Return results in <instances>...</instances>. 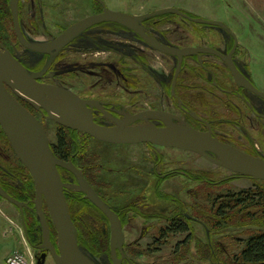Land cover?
Masks as SVG:
<instances>
[{
	"label": "flooded vegetation",
	"instance_id": "obj_1",
	"mask_svg": "<svg viewBox=\"0 0 264 264\" xmlns=\"http://www.w3.org/2000/svg\"><path fill=\"white\" fill-rule=\"evenodd\" d=\"M2 1H4L5 11L0 13V52H3V49L7 50L28 72L32 74L41 73L48 64L50 56L30 52L23 48L14 29L10 11V0ZM33 2L35 1L33 0ZM22 8L23 0H19L18 19L20 34L29 42L34 43L28 37L29 35L25 30ZM159 23L160 21L156 19L144 21L143 26L149 36L155 38L161 44L171 47H206L215 50L227 61L232 62L238 72L258 92L264 94V91L255 83L247 48L242 46L238 37L236 38V35L230 29L228 30L232 34L221 28L212 27L215 30L214 32L219 35L216 38L217 44L202 43L199 46L181 45L170 42L160 32L162 39L156 37L151 30L155 31ZM112 25H116V23L103 22L84 31L82 35L59 52L46 71L36 78V82L41 85L68 90L80 99L87 101V108L91 112L93 121L102 127L114 128L117 126V121L135 118L136 120L130 126H155L161 128L164 127V122H168L170 119L176 125H189L199 132H209L212 137L222 143L228 144L248 155L264 159L263 155H259L257 142L255 141L257 140L258 144L261 145V140H264V99L258 93L246 87L238 86L226 61L214 54L202 53L187 55L179 61L176 56H167L156 52L144 43L139 36L127 28L125 30L117 27L111 29ZM97 30H104L114 34L132 33L136 41L165 59L160 64L165 65L167 63L169 66L173 64V68L164 69L161 65L160 71H156L155 67L153 68L148 64V54L142 50L130 57L119 54V66L121 68L111 69L110 63L104 60H96V57L99 55H114L112 48L100 45L96 37L88 34L91 31ZM83 40H88L93 45V48L97 49V52L90 53L93 59L87 56L89 54L83 53V59L79 60L77 64L59 69L57 66L65 59V52L71 53L77 49L76 45ZM20 49L23 52L26 51L37 56L36 58H32L35 59L33 64H28L24 59L25 57L23 58L17 53ZM129 58L134 64L133 67L126 65ZM151 62L154 61L151 60ZM65 80L69 83L68 85L62 83ZM80 82L83 86H80ZM6 89L21 107L34 117L42 127L48 139L49 147L53 155L58 159H60L57 156L60 135L62 133L67 135L71 144L70 151L66 152L69 157L66 160H60L72 163L79 170L94 193L118 217L124 238L127 232L132 229L130 227L131 223L140 220L144 224H140L137 230L136 228L133 229L134 236H153V243H156L155 245H167L170 239L160 240L159 237L161 236L172 238L186 236L184 241L176 244L175 252L178 246L185 242L187 238L198 237L194 225L200 226L209 236L212 234L211 231H217V229L213 230V227L210 226V228L204 222L202 218L203 203L212 204L211 211L217 214L219 204L223 200H229L230 195H233L229 190V184L237 179L253 181L248 177L232 173L218 165L216 166L224 169L231 176L214 179L215 175L211 172L191 170L183 167L165 170L167 163L165 154L168 151H164L163 148L179 151H170L173 154H192L199 156L211 164L213 163L198 154L177 148L146 143L112 144L99 141L83 132L57 124L39 105H32L25 99L20 98L9 86H6ZM85 90L87 92H84ZM0 132L4 147L7 145L9 151L13 153L1 129ZM50 134H53L55 137L53 142L50 141ZM93 145L96 146L97 151L92 150ZM139 145L144 146L148 152L144 158V162L147 165L142 164L141 167L134 165L133 155L134 146ZM104 148L115 150L114 159L106 160L107 153L104 151ZM117 148L130 149L129 151H121ZM117 150L118 152L120 151L118 154ZM208 155L216 158L213 154L208 153ZM20 165L25 174L27 173L25 183L32 182L33 184L32 178L26 169L21 163ZM58 171L59 173L60 171L64 173L63 176L60 173L61 180L65 177V173L71 176L65 185L78 186L75 175L61 168ZM12 177L11 179H13ZM140 177L144 178L145 182L141 187H138L136 179ZM17 178L12 180V184L14 187L19 188L24 181L22 178L20 179V176ZM174 178H184L188 183L195 185L192 193L199 200L193 202L190 214L188 212L190 209L184 201L163 190L165 184ZM220 189H226L227 191L218 194ZM64 193L81 195L86 201L87 207L83 210L81 209V211H77L78 218L85 216L90 221L85 226L90 227L99 234L110 237L111 225L108 218L85 197L84 193L69 188ZM219 196L222 197L219 198ZM34 200L35 192L33 200L23 203L25 205L23 211L32 210L31 205H34ZM44 211L47 214L45 206ZM46 219L49 225L51 223L49 217H46ZM50 241L57 247L56 240L53 241L50 237ZM189 243H191V239ZM40 244L41 241L34 245L33 248ZM190 246L191 244L189 245V249ZM122 250L125 258L121 264H134V249L130 250L124 242ZM130 251L133 254H130ZM154 251L158 252L159 250L156 248ZM41 252L49 254L43 250ZM117 257L120 258L119 252H117Z\"/></svg>",
	"mask_w": 264,
	"mask_h": 264
},
{
	"label": "water",
	"instance_id": "obj_2",
	"mask_svg": "<svg viewBox=\"0 0 264 264\" xmlns=\"http://www.w3.org/2000/svg\"><path fill=\"white\" fill-rule=\"evenodd\" d=\"M101 7V12L70 25L59 36L49 42L41 44L31 43L20 34L18 19L19 0H10V11L16 35L26 50L50 56L48 64L39 74L28 72L7 50L0 52V129L8 140L10 147L18 161L26 169L34 184L35 209L41 230V244L35 248L49 253L54 264H97L92 257L84 253L78 246L77 228L71 218L64 191L68 189L60 177L59 168L75 175L78 190L85 194L100 211H102L111 225L109 237L110 259L112 264H121L125 258L123 245L124 235L118 217L94 193L84 180L79 170L72 164L64 162L53 155L46 134L42 127L7 91L9 86L16 95L32 105H39L57 124L76 131L83 132L99 141L112 144H140L146 143L162 147L177 148L198 154L215 165L228 171L248 177L254 181L264 182V159L248 155L228 144L218 141L209 132H199L189 125H176L172 121L164 122V127L130 126L135 118L117 121L114 128H106L93 121L88 102L80 99L74 93L36 82L46 71L49 64L59 52L87 29L103 22L119 24L153 48L156 52L176 56L179 61L191 54H214L226 61V64L238 86L246 87L258 93L263 99L264 94L258 92L220 53L210 48H176L161 44L149 36L143 26L145 20L162 16L176 15L197 25L221 28L232 34L221 22L194 18L187 13L167 8L141 16H132L109 11L102 0H94ZM47 97V98H46ZM57 99L66 104V108L51 102ZM165 116V115H163ZM138 119V118H137ZM208 153L213 154L212 158ZM0 198L16 207L22 218V225L26 234L23 218L24 204L12 198L0 186ZM46 212L53 229L56 232L55 247L50 241V230L46 219ZM117 252L120 258L117 257Z\"/></svg>",
	"mask_w": 264,
	"mask_h": 264
},
{
	"label": "rangeland",
	"instance_id": "obj_3",
	"mask_svg": "<svg viewBox=\"0 0 264 264\" xmlns=\"http://www.w3.org/2000/svg\"><path fill=\"white\" fill-rule=\"evenodd\" d=\"M23 0L22 17L25 25V30L28 37L34 43H41L51 40L60 35L70 25L92 16L100 12V7L94 0ZM106 8L111 12H119L132 16H141L156 11H161L167 8L179 9L191 17L204 19L208 21H217L223 23L234 34L241 35L249 38V42L254 43V38L261 36L264 41V25L260 29V24L256 21L258 18L255 12H248L245 9V16L240 12L237 7H234L230 0H102ZM257 12V11H256ZM249 16V17H248ZM155 20V19H154ZM156 20L160 21L158 28L151 32L156 37L161 38L163 33L170 42H175L181 45H195L199 46L202 43L205 44H217V36L210 26L197 25L190 21H187L176 15H166L159 17ZM160 32V33H159ZM90 36L96 37L100 45H105L107 48L113 49L114 55H99L95 59L97 61L104 60L110 63L111 69L121 68L119 66V54L125 56H134L136 52L142 50L148 54V64L151 67H155L156 71H160L161 65L164 69L173 68V64H160L161 61H165L163 57H160L146 48L144 45L134 39L132 33L114 34L104 30L91 31L88 33ZM237 38V36H236ZM77 49L71 53L65 52L66 56L63 62L57 66L59 69L70 67L77 64L79 60H82L83 53L97 52V49L93 48V45L88 40L80 41L76 45ZM178 47V46H177ZM84 50H83V49ZM142 48V49H141ZM21 57H25V61L28 64H33L35 59L32 53L26 52L22 49L17 51ZM93 53V54H94ZM252 59L255 61L251 63V71L255 79L256 85L264 91V50L258 48L257 45L252 46L251 50ZM91 57V56H90ZM152 57V59H151ZM92 58V57H91ZM104 58V59H101ZM93 59V58H92ZM154 61V62H151ZM126 65L133 67L134 64L127 60ZM90 66V65H89ZM91 68V66H90ZM80 81V80H79ZM69 84L66 82H62ZM74 86V85H73ZM72 86V87H73ZM80 86H83L80 82ZM84 92H87L85 90ZM256 135V134H254ZM50 141L53 142L55 137L53 134L49 136ZM257 142V148L259 155L264 156V140H261V145ZM4 142L0 137V172H4L7 176L11 175L16 179L20 176V179L25 182L27 173L21 169L20 162L9 151V148L4 147ZM7 150H6V149ZM105 149V148H104ZM118 150L129 151L130 148H117ZM92 150L97 151L96 146L93 145ZM117 154L120 152H118ZM166 152V167L165 170L176 169L178 167L188 168L191 170H203L211 172L215 175L214 179L227 178L231 174L222 168L217 167L199 156L192 154H173L170 151H176L173 149L163 148ZM107 153L106 160L114 159L115 150L105 149ZM125 153V152H123ZM122 153V154H123ZM147 150L144 146H134V165L142 164L147 165L144 162V158L147 156ZM126 155V153L124 154ZM24 176V177H23ZM26 177V178H25ZM25 178V179H23ZM18 179V178H17ZM19 179V180H20ZM138 187L144 184V178L136 179ZM17 183V182H16ZM184 185V186H183ZM69 189L78 190L75 185H67ZM194 184L188 183L184 178H174L170 180L163 190L173 196L184 201L190 214L191 207L195 200L199 198L193 194ZM257 187L264 189V183L260 181H249L246 179H237L229 184V190L232 194H236L243 190H255ZM226 189H220L218 194L225 193ZM203 196V195H202ZM200 202V201H199ZM212 204L203 203L202 206L207 209H211ZM34 211L35 204H34ZM256 212V211H255ZM38 220V215L36 212ZM77 219V224L83 226L90 221L85 216H80ZM205 222V221H204ZM142 221L131 223V231L127 232L125 236V245L129 249H134V264H170L169 260L171 254H173L176 244L185 240L186 236H177L171 238L167 245L158 246L153 243V236H134V230L138 228ZM135 224V226H134ZM144 224V223H143ZM129 227V228H130ZM196 234L198 237L191 238V246L187 258L179 264H225V262L232 261L233 256L240 252L243 248L244 242L247 240L248 233L251 231L259 230L260 227L248 224L244 227H225L217 231H211L209 236L206 231L201 229L200 226L194 225ZM51 237V233H50ZM56 239V237H55ZM200 240L203 244H208L209 253L208 260H202L196 250L195 240ZM41 241V240H40ZM158 248V252H154L151 256H140L138 252L145 254V252H153ZM83 250V249H82ZM15 251L25 253L27 256H32L33 264H54L49 254L41 252L31 247L25 237L22 225V218L18 212V209L8 202L0 199V264H5V257L12 254ZM84 253L92 257L97 264H111L109 254L101 257H95L89 252L83 250ZM131 258V257H130Z\"/></svg>",
	"mask_w": 264,
	"mask_h": 264
},
{
	"label": "trees",
	"instance_id": "obj_4",
	"mask_svg": "<svg viewBox=\"0 0 264 264\" xmlns=\"http://www.w3.org/2000/svg\"><path fill=\"white\" fill-rule=\"evenodd\" d=\"M3 11H5L4 1L0 0V13ZM164 16L166 15L150 18L147 20L152 21ZM116 27L124 30L126 29L118 24L112 25V27L110 28L115 29ZM58 148L59 149L57 156L62 160H66L69 157L67 156L66 152L70 151L71 149V144L66 134L62 133L60 135ZM60 173L63 176L64 173H62V171H60ZM11 177V175L7 176L4 172H0V186L6 191V193L22 203L33 200L34 188L32 182H23L21 187L16 188L12 184V180H14V177H12L13 179H11ZM69 177L71 176L65 173V177L62 178L64 184L67 183ZM221 197L222 196H219V198ZM65 198L68 204L71 218L77 228L78 246L81 249L94 255L95 257H101L103 255L109 254V236L99 234L98 232L88 226H85L84 224L83 226L77 224L76 218L79 216L77 214V211H81V209L83 210L87 207L86 201L81 197V195L75 193L65 194ZM31 207L32 210L23 211V218L26 226V237L28 243L31 247H33L41 240V230L39 220H37L36 217V210L34 211L33 209L34 205H31ZM46 217L48 218L47 214ZM202 218L209 227H213V230H220L225 227H244L248 224H253V226L260 227L259 230L251 231L248 233L249 235L247 237V240L244 242L243 248L239 253L233 256L232 261L225 262V264H264L263 188L257 187L255 190L248 189L230 195L229 200H223V202L219 204L217 214L211 211V209H207L206 207H204ZM49 229L51 233V239L55 241L56 232L53 229L51 223L49 224ZM171 238L172 237L169 236L159 237L160 240ZM190 239L191 238H187V240L179 245L177 250L173 254H171V258L169 260L170 264H179L187 258L190 250ZM195 244L197 246L196 250L199 254V257H201L202 260H208L209 253L207 255L204 254L208 252V244H203L198 239L195 240ZM154 252L155 251H146L145 254H142L141 252H138V254L140 256H151V254H153ZM129 253L133 254L132 251H130Z\"/></svg>",
	"mask_w": 264,
	"mask_h": 264
},
{
	"label": "crops",
	"instance_id": "obj_5",
	"mask_svg": "<svg viewBox=\"0 0 264 264\" xmlns=\"http://www.w3.org/2000/svg\"><path fill=\"white\" fill-rule=\"evenodd\" d=\"M230 2L233 3L234 7H237L240 10V12L242 14H244V15L246 14L245 13V9H247L248 12L257 13L256 16H257L258 19L256 21L260 24V26H259L260 29H261V27H263V25H264V0H230ZM235 35L240 40V43L242 44V46L247 48V52H248V55H249L250 63H254L255 64V61L252 59L251 50H252L253 44L257 45L258 48L262 47L263 50H264V41H262L261 36L255 37L254 38V43H251V42L247 41V40H249V38L241 36V35H237V34H235ZM4 261H5V259H4Z\"/></svg>",
	"mask_w": 264,
	"mask_h": 264
},
{
	"label": "built area",
	"instance_id": "obj_6",
	"mask_svg": "<svg viewBox=\"0 0 264 264\" xmlns=\"http://www.w3.org/2000/svg\"><path fill=\"white\" fill-rule=\"evenodd\" d=\"M32 256H27L25 253L15 251L8 255L5 259V264H33Z\"/></svg>",
	"mask_w": 264,
	"mask_h": 264
},
{
	"label": "bare ground",
	"instance_id": "obj_7",
	"mask_svg": "<svg viewBox=\"0 0 264 264\" xmlns=\"http://www.w3.org/2000/svg\"><path fill=\"white\" fill-rule=\"evenodd\" d=\"M51 102L57 106H60L62 108H66V104L60 100L57 99H51Z\"/></svg>",
	"mask_w": 264,
	"mask_h": 264
}]
</instances>
